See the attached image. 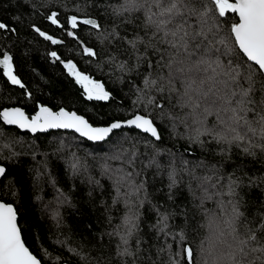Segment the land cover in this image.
Returning a JSON list of instances; mask_svg holds the SVG:
<instances>
[{
    "label": "trees",
    "instance_id": "trees-1",
    "mask_svg": "<svg viewBox=\"0 0 264 264\" xmlns=\"http://www.w3.org/2000/svg\"><path fill=\"white\" fill-rule=\"evenodd\" d=\"M119 2L122 0H0V22L16 29L15 33L0 30V52L13 57V72L24 84L23 88L13 85L0 68V110L16 105L32 114L43 105L67 108L83 114L93 124L125 119L134 112L155 114L158 110L146 108V97L135 103L139 95L136 86L141 85L143 78L138 72L143 73L144 67L136 69V61L129 59L131 49L126 42L108 37L114 23H119L114 22L108 6ZM53 12L58 14L57 25L47 18ZM71 15L78 19L95 18L108 31L101 35L82 24L72 29L67 23ZM36 27L61 43L44 39L35 31ZM125 29L131 37L132 25H120L116 30L124 36ZM68 31L74 32L76 38L68 36ZM85 47L92 48L97 55L85 54ZM52 52L103 83L110 99L88 100L64 64L51 56ZM124 62L127 66L121 69ZM158 124L160 141L138 129L121 127L113 130L108 138L93 142L72 130L31 133L4 124L0 119V163L6 170L0 177V200L15 206L25 244L43 264L62 261L117 264L119 236L106 233L117 228L123 232L129 208L140 216L142 231L138 235L150 244H162L165 240L173 243L170 237L156 240L151 232L158 211L167 210L173 214L169 229L173 233L184 229L195 248L206 232V228L199 227L205 223V210L209 214L218 211L219 202L218 197L205 199L200 207L199 197L203 192L197 185L204 182L200 178L211 177V183H216L218 175L233 174L245 184L250 178L256 184L264 180V156H245L236 148L221 154L219 145L202 148L187 142L183 137L188 135V129L183 125L173 129L166 119ZM130 152L137 153L135 169L141 170V178L148 177L146 193H135L124 184L118 194L113 180L103 174L105 165L113 170L127 167L111 157ZM150 159L156 163L146 168ZM170 170L175 171L178 181L171 189ZM213 191L209 188L210 193ZM242 195L254 210L264 201V185L245 187ZM117 196L119 202L114 204ZM130 244L135 250V237ZM152 253L156 259L155 248ZM214 259L215 256L206 253H198L196 257L197 264H204L205 260L212 264ZM137 264H144V260H138Z\"/></svg>",
    "mask_w": 264,
    "mask_h": 264
},
{
    "label": "snow or ice",
    "instance_id": "snow-or-ice-1",
    "mask_svg": "<svg viewBox=\"0 0 264 264\" xmlns=\"http://www.w3.org/2000/svg\"><path fill=\"white\" fill-rule=\"evenodd\" d=\"M108 7L114 22L119 21L111 31L103 29L95 18L78 19L71 15L67 23L72 29L81 24L91 26L101 35L108 31V37L126 42L131 49L129 59L136 61V69L144 67L143 73L138 72L143 78L142 86H136L139 95L135 103L146 97V108L150 106L158 111L155 114L153 111L134 112L123 122L94 127L83 116L63 108L53 111L40 106L31 117L20 108H11L0 112L4 124L31 132L74 129L92 141H102L114 129L126 126L160 141L158 121L166 119L173 129L178 124L185 126L188 135L183 138L202 148L215 144L221 146V154L236 148L245 156H264V0H122ZM225 17L227 19L221 21ZM47 18L52 24H59L56 12ZM120 25L133 26L131 37L127 29L124 36L120 35L116 30ZM0 30L16 32L5 22H0ZM35 31L53 44L61 43L38 27ZM67 35L76 38L72 31ZM83 51L89 56L97 55L90 47ZM0 55L3 75L13 85L23 88L24 84L13 72V57L7 52H0ZM51 56L64 64L88 100L110 99L103 83L79 71L72 61L65 63L56 52ZM126 66L127 62L120 65L121 69ZM136 158V152L122 153L111 159L121 160L127 167L113 170L104 166L103 174L113 180L118 194L124 184L132 187L135 193L147 192L148 177L141 178V170L135 169ZM155 163L150 159L145 167L150 168ZM5 171L0 166V177ZM175 175L174 170L169 171L170 189L178 183ZM200 179L204 181L197 185L203 192L199 197L200 207L205 199L218 197L219 202L218 211L204 212L205 223L199 227L206 228V232L199 244L194 248L184 229L178 233L169 229L168 222L173 214L167 210L158 211L151 232L156 240L170 237L173 243L165 240L162 244H150L138 235L142 231L140 216L129 208L123 232L117 228L106 233L119 236L115 253L120 258L117 264H129V259L131 264H137L138 260H144V264H197L198 253L215 256L212 264H264V201L253 210L242 195L245 187H259L264 185V180L256 184L250 178L245 184L233 174L218 175L216 183H211V177ZM209 188L214 191L210 193ZM189 190L192 191L190 185ZM192 195L197 198L194 192ZM118 202L119 196L113 200L114 204ZM134 237L135 250L130 244ZM153 248L156 259L152 258ZM0 264H41V259L30 251L22 238L17 209L2 200Z\"/></svg>",
    "mask_w": 264,
    "mask_h": 264
},
{
    "label": "water",
    "instance_id": "water-1",
    "mask_svg": "<svg viewBox=\"0 0 264 264\" xmlns=\"http://www.w3.org/2000/svg\"><path fill=\"white\" fill-rule=\"evenodd\" d=\"M106 90V89H105ZM43 106H46V105H43ZM46 107H49V108H51L50 106H46ZM11 108H20V109H22L23 111H25L23 108H21L20 106H9V107H6V108H3V109H1L0 110V112H2V111H4L5 109H11ZM53 111H59L61 108H59V109H53V108H51ZM65 111H68V112H75L77 115H79V116H83L92 126H94V127H107V126H110V124L111 123H113V122H117V121H120V122H123V121H125V120H127V119H129V118H131V116H129V117H127V118H125V119H114V120H111L110 122H108V123H105V124H93V123H91L87 118H86V116H84L83 114H81V113H79V112H77V111H75V110H69V109H67V108H63ZM39 110V108L34 112V113H32V114H28L26 111H25V113L29 116V117H31L32 115H35V113L37 112ZM14 126H16V125H14ZM17 127V126H16ZM124 127H126V126H124ZM18 128V127H17ZM20 129V128H19ZM56 129H61V130H72V131H74L75 132V130L74 129H63V128H50V129H47V130H44V131H37V132H40V133H43V132H47V131H49V130H56ZM120 129V128H119ZM20 130H23V131H28V132H31V131H29V130H26V129H20ZM114 130H116V129H114ZM37 132H31V133H37ZM77 133V132H76ZM78 135H80L79 133H77ZM111 134V133H110ZM109 134V135H110ZM82 137V136H81ZM109 137V136H108ZM108 137H106V138H108ZM83 138H85V139H87L86 137H83ZM105 138V139H106ZM88 140V139H87ZM89 141H92V140H89ZM94 142V141H93ZM0 166H2V167H4L5 168V166L3 165V164H1L0 163ZM3 201V200H2ZM3 202H5V203H11V202H6V201H3ZM12 204V203H11ZM14 206V205H13ZM15 207V206H14ZM23 238V237H22ZM27 246V245H26ZM28 247V246H27ZM30 249V248H29ZM31 251V250H30ZM34 254V253H33ZM41 264H43L42 262H41ZM58 264H73V263H71V262H68V261H62V262H60V263H58Z\"/></svg>",
    "mask_w": 264,
    "mask_h": 264
}]
</instances>
